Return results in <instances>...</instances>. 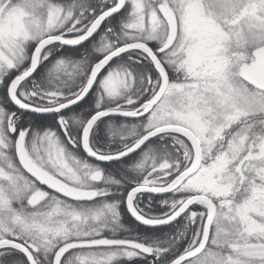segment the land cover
I'll return each mask as SVG.
<instances>
[{"label": "snow or ice", "instance_id": "1", "mask_svg": "<svg viewBox=\"0 0 264 264\" xmlns=\"http://www.w3.org/2000/svg\"><path fill=\"white\" fill-rule=\"evenodd\" d=\"M0 264H264V0H0Z\"/></svg>", "mask_w": 264, "mask_h": 264}]
</instances>
